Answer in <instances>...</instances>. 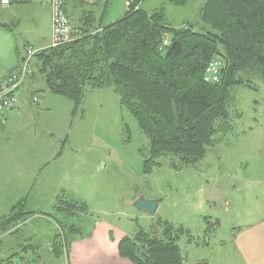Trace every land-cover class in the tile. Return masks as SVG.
Here are the masks:
<instances>
[{"label": "rangeland", "instance_id": "rangeland-1", "mask_svg": "<svg viewBox=\"0 0 264 264\" xmlns=\"http://www.w3.org/2000/svg\"><path fill=\"white\" fill-rule=\"evenodd\" d=\"M66 1L69 13H73L71 22L81 11L98 14L105 8L102 24L107 25L121 18L126 9L125 0H108L106 6L104 1L95 4L96 0H83L73 12L76 1ZM203 2L145 0L142 8L152 13L163 7L166 26L181 28L190 23L196 31H203L198 22ZM18 3L12 1L9 5H13L6 9L0 6V22L9 25L21 54L23 45L47 46L49 6L31 0ZM240 76L250 80L257 90L232 88L228 121L225 124L217 120L216 125L223 126L204 157L184 165L176 157L162 156L149 173L143 171L148 139L120 105L112 88H86L75 114L70 100L48 93L50 112L36 114L43 107L31 99L34 88L28 87L26 98L30 100L24 103L33 111L22 112V117L35 129L36 138L29 142L31 152L26 156L15 147L22 128L18 133L7 129L0 133V217L20 198L19 194H25L29 177L38 170L37 163L61 154L38 178L50 171L54 178L67 173L62 184L67 186L66 192L87 205L88 213L69 223L72 229L68 230V237L73 233H80V238L89 237L90 233L84 236V229L96 220L110 224L114 233L133 236L142 228L159 235L163 221H167L185 229L177 242L183 264L243 263L242 252L235 243L237 237L246 229L264 225V80L256 71L241 72ZM16 182L20 187H14ZM138 197L159 200L154 214L133 206ZM52 206L45 202L27 205L33 216L21 223L19 231L0 236V260L30 244L36 246L35 252L25 253L26 257L38 264H69L67 250L59 257L50 251L51 238L60 232L58 221L62 219L52 212Z\"/></svg>", "mask_w": 264, "mask_h": 264}, {"label": "trees", "instance_id": "trees-1", "mask_svg": "<svg viewBox=\"0 0 264 264\" xmlns=\"http://www.w3.org/2000/svg\"><path fill=\"white\" fill-rule=\"evenodd\" d=\"M75 1L76 6L82 5ZM144 1L133 0L121 18L107 25L95 22L90 12L82 13L79 23L71 22L65 1L72 25L70 40L39 47L28 77H40L50 93L70 100L73 114L86 88H112L148 139L143 171L149 173L162 156L176 157L184 165L201 160L223 126H217V120L228 121L232 88L257 90L240 73L256 71L264 80V0H204L198 12L203 31H196L190 23L181 28L166 26L165 9L148 13L141 6ZM165 1L184 4L187 0ZM0 27L10 31L8 24L0 23ZM13 52L16 64L6 73L17 70L24 57L17 42ZM215 57L224 63L219 81L206 82L205 69ZM53 206L62 219L58 221L60 232L51 238L50 251L59 257L68 249L69 223L88 210L85 203L64 194L56 197ZM31 216L26 197H21L0 217V236L19 231ZM184 230L167 221L159 235L141 228L118 241L117 254L130 264H183L177 242ZM35 248L24 245L0 264H38L25 254L34 253Z\"/></svg>", "mask_w": 264, "mask_h": 264}, {"label": "crops", "instance_id": "crops-1", "mask_svg": "<svg viewBox=\"0 0 264 264\" xmlns=\"http://www.w3.org/2000/svg\"><path fill=\"white\" fill-rule=\"evenodd\" d=\"M102 1L105 0H99L96 4L101 3ZM13 4L8 6H0L1 8L6 9L11 7ZM77 7L80 6L73 7L72 11L74 12L77 10ZM84 12H90L95 17V22L100 24L102 23L105 12H98V14H96L92 10L81 11L78 16L77 14L74 15L73 18L75 23H79V19ZM70 14L73 16L72 12H70ZM48 26L49 35L50 19ZM13 35V32L7 31L6 29L0 27V79L6 70L12 69L16 64V59L13 52L16 39L14 38L15 35ZM43 46L38 45L37 48ZM28 87L32 89L34 88L31 94V99L32 97H37L36 103L38 106L43 107V110L36 111V114L37 112L40 114H46L50 112L51 106L47 100L48 93L50 92L46 89L44 82L42 83V79L35 76L28 77L21 84L17 91V105L9 111L3 113L2 118L0 119V133H3V130L6 129L7 132L11 131L10 133H18L19 129L22 128V132L18 134L17 140L15 141V147L17 149L19 148L17 151L19 154L23 153L26 156H28L31 152V149L29 148V142L36 138L35 129H31V123L26 122V119L22 117V112L33 111L24 103L25 100L26 102L30 100H27L28 97L26 98V90ZM41 93L42 95H40ZM55 101L59 102L58 99H55ZM42 119H44V117ZM3 125H5L4 129L1 128ZM60 155L61 154L57 155L56 159H58ZM56 159L53 158L51 161H55ZM47 160L48 159H41L37 163V166L39 165L38 170H33L34 175L29 177L30 180L27 182L29 184L26 186L27 188L25 194L22 193V195L19 194L17 196L20 198L24 196L26 197V209L28 204L36 205L45 202L49 205H54L53 203L56 197L61 194H64L70 199L78 200L77 198H73L70 192H66L67 186L65 187L62 185L64 183V179L67 178V173L61 175L60 177L54 178V176L50 175V171L49 174L46 173L38 178L39 173L48 171L47 169L51 166V161ZM18 171H20V169ZM38 179L39 183H36ZM52 182H54L53 185L50 184ZM20 185L21 184L19 182H16V186L14 187H20ZM27 210L31 211L29 209ZM52 212L54 213L53 210ZM261 221H264V218ZM84 230H86V234H84V236L87 235V233H90L88 234L90 235L89 237L80 238V233L69 234L68 249L65 253L69 264H130L128 260L120 258L117 254V243L123 236L126 235L124 232L114 233L112 226L103 220H96L93 224L90 223V225H87ZM235 243L242 252L241 256L244 258L242 259L243 263L241 264H264V225H260L258 228L254 227L246 229V231L242 232L241 235L237 237Z\"/></svg>", "mask_w": 264, "mask_h": 264}, {"label": "built area", "instance_id": "built-area-1", "mask_svg": "<svg viewBox=\"0 0 264 264\" xmlns=\"http://www.w3.org/2000/svg\"><path fill=\"white\" fill-rule=\"evenodd\" d=\"M12 1L19 0H0L2 6L9 5ZM35 2L45 3L49 6L50 10V40L47 46L55 47L64 44L70 40L71 34V22L65 13L64 3L66 0H31ZM83 1V0H78ZM91 3L94 0H85ZM133 0H125V7L130 6ZM136 8V7H135ZM167 42L164 40L163 42ZM37 47L28 45L25 47L24 57L19 68L15 71L4 73L0 79V119L3 113L9 111L17 105V91L24 80L32 74V58L37 51ZM224 63L219 57L212 59L204 74V80L206 82L215 83L219 81L220 73ZM37 100V97H33V101ZM13 264H22L14 261ZM28 264V263H24Z\"/></svg>", "mask_w": 264, "mask_h": 264}, {"label": "water", "instance_id": "water-1", "mask_svg": "<svg viewBox=\"0 0 264 264\" xmlns=\"http://www.w3.org/2000/svg\"><path fill=\"white\" fill-rule=\"evenodd\" d=\"M159 200L153 198L138 197L133 201V206L140 211H145L148 214H154Z\"/></svg>", "mask_w": 264, "mask_h": 264}]
</instances>
